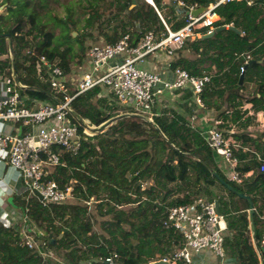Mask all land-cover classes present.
Masks as SVG:
<instances>
[{
    "label": "trees",
    "instance_id": "obj_1",
    "mask_svg": "<svg viewBox=\"0 0 264 264\" xmlns=\"http://www.w3.org/2000/svg\"><path fill=\"white\" fill-rule=\"evenodd\" d=\"M94 1L88 0L89 5L81 8L84 13L98 18L102 11ZM135 1L132 9V0L110 1L107 11L114 8L126 16L127 22L121 21L119 33L115 30L111 35L104 33V42L114 43L126 26L135 24L163 31L154 9L145 1ZM152 1L162 13L164 0ZM184 1L188 5L206 7L217 0ZM46 5V0H32L31 6L24 8V4L18 0H0V7L5 6L7 13L0 15V34H8L11 41L10 50L7 39L0 37V69H13L20 82L18 73L21 70L29 77V82L25 84L35 86L37 89L32 88L39 92L41 98L51 99L53 94L44 92L36 79L37 56H44L49 62L57 61L64 72H69L73 59L78 58L77 53H72L69 41L79 44L81 56L76 62L81 63L86 36L72 38L70 28L75 29L77 24L71 13L65 19H56L57 22L55 16L44 20ZM215 14L219 17L216 27L233 23L239 33L224 30L211 38L191 42L192 51L198 59H184L182 50H179L173 65L184 67L192 75H200L204 69L199 66L205 61L211 62L216 72L200 98L207 108L220 111L217 118L224 119L230 109L237 112L235 110L244 103H250L255 111H264V0H255L250 6L244 2H230L217 7ZM162 15L168 22L174 19L171 15ZM57 25L62 29L61 34L66 33L65 42L68 45L63 49L54 45ZM181 25L183 22H173L172 27L177 29ZM26 52H33L34 55L28 56ZM243 53L250 54L254 62L246 66L242 83H239V67L244 61V57L239 55ZM248 83L256 87L253 93L246 95ZM102 92L101 88H95L71 103L76 113V118L72 119L77 124L80 147L74 156L59 146L55 147L60 155V164L47 175L48 180H54L60 186L71 184L75 200L43 207L38 201L26 204L20 199L21 196L12 197L11 206L14 208L23 210L27 205L28 214L36 227V238L52 249L54 258L46 259L28 250L22 246L16 231L0 223V264H85L105 256L113 249L121 255V264H147L156 256L168 254L171 240L178 242V237L161 229L159 213L165 206L188 203L189 196L213 200L208 195V188H214L216 182L220 183L214 173L237 192L252 196L253 204L255 194L264 190L263 174L254 176L251 182L244 181L242 185L229 181L217 165L216 155L206 140L198 131L192 130L181 116L167 118L154 115L151 121L141 122L140 117L129 115L102 128L108 120L119 116L112 113L105 100L96 99ZM224 103H227V107L221 111ZM85 127L90 129L89 136L84 133ZM94 128L100 130L93 132ZM249 169L245 167L241 172ZM142 179L151 181V185L143 190L140 187ZM178 179L185 187L186 194L166 201L169 195L182 192V189L175 191L164 182ZM155 189L165 191L164 195L156 196ZM225 190L228 192L227 199L223 197V202L218 199L219 211L226 220L228 230L233 233L225 236L226 257L232 264H260L259 255L264 261V252L260 247L264 220L254 213L253 240L247 201ZM156 198H160L163 204L151 207L157 208L156 211L149 210L150 201H157ZM235 198L240 205L243 204V208L236 206L233 202ZM90 199L94 202V213L86 205ZM141 205L144 207L141 208ZM108 216L111 219L101 222L108 225L109 231L105 229L102 234L96 233L92 229L93 223L98 217ZM123 223L128 225V230L122 227ZM59 251L64 254L60 256L57 254Z\"/></svg>",
    "mask_w": 264,
    "mask_h": 264
},
{
    "label": "built area",
    "instance_id": "obj_2",
    "mask_svg": "<svg viewBox=\"0 0 264 264\" xmlns=\"http://www.w3.org/2000/svg\"><path fill=\"white\" fill-rule=\"evenodd\" d=\"M143 1L159 17L164 28L162 32L154 27L143 28L140 24L126 26L114 43L89 45L81 63L69 72H64L57 61L49 62L46 57L37 56V79L61 93V96H51L53 104L39 105L37 99H31L21 92L34 88L18 81L13 69H0V161L17 172L23 184L22 194L28 192L34 195L37 192L42 199L34 196L43 207L67 203L76 198L71 184L60 186L56 181L48 180L49 172L46 168L60 164V155L55 147L63 148L71 156L79 150L77 124L71 116V103L77 97L101 88L112 92L116 103L134 108L135 113L144 121H151L157 115L154 111L157 99L166 92L189 91L193 103L204 108L200 96L205 86L211 83L214 73L203 71L200 75H192L184 67L173 65L176 53L186 42L202 39L218 28L215 23L219 17L215 9L220 5L244 2L250 6L255 2L217 0L208 4L204 12L192 16L191 11L199 7L197 4L188 5L184 0H164V5L173 9L174 19L168 22L152 0L150 3ZM212 16H217V19H212ZM173 22H183V25L173 29ZM223 26H233V23ZM26 54L34 55L33 52ZM239 56L244 57L239 75H244L251 56L248 53ZM150 61H161L162 64L149 69L145 65H149ZM67 90L70 94H66ZM126 116L129 115L119 117ZM196 119V115L191 116L192 128ZM84 133L89 136L90 129L84 128ZM200 135L214 151L216 163L224 176L231 182L241 184L245 173L239 170L240 160L233 154L236 143L225 138L215 126L208 125L200 129ZM259 172L264 173V161L259 165ZM140 187L144 189L142 185ZM6 199L0 203V223L16 231L22 246L28 250L42 256L45 252L48 254L46 243L34 234L27 205L23 210L10 209ZM189 199L186 204L165 206L159 213L161 229L178 237V242L171 240V251L156 256L148 263L212 264L214 260L216 264H232L226 257L224 247L227 223L217 211L214 200L202 196H189ZM24 200L27 204L28 200ZM16 212L18 217H15ZM260 247L264 250V235ZM85 264H121V255L113 249L105 256Z\"/></svg>",
    "mask_w": 264,
    "mask_h": 264
},
{
    "label": "rangeland",
    "instance_id": "obj_3",
    "mask_svg": "<svg viewBox=\"0 0 264 264\" xmlns=\"http://www.w3.org/2000/svg\"><path fill=\"white\" fill-rule=\"evenodd\" d=\"M14 1L16 2V0H14ZM18 1L21 4L22 3L24 4V8H28L32 4V0H18ZM110 1L111 0H95L94 1V3H96L98 6H100V9L102 11L101 13H99L98 18H97V17H92L91 13L90 14L87 12L84 13L83 9L81 8V7H85V6L89 5L88 0H46L47 5H46V9H44V11H47V12H44L45 14H43L42 18L44 20L48 21V19L54 18V16H55V21L57 22L56 19H65V17L71 13L70 14L71 17H73V20L76 21V24H77L75 29L70 28L72 38L76 39L78 37V35L79 36L85 35L86 37L84 38V48H85V51H87V48L89 47V45L106 43V42H104L105 40H104L103 34L105 33L107 35H111L114 30L119 33L121 31V28H120L121 21L127 22L126 16H124L122 13H118L114 8H112L111 11L110 10L107 11V9L109 8V5H110ZM91 2H93V0H91ZM68 10L70 12H67ZM171 10L172 9L170 7L165 6V8H163V10H162V14L172 16ZM168 13H170V14H168ZM6 14L7 13H6L5 6L0 7V15H6ZM88 20H89V22H87ZM51 22H52V20H51ZM61 30L62 29L59 25H57L54 29V33L56 35V37L54 39V45L59 46L60 49H63L68 45V43L65 42V35L64 34H66V33L63 32V34H61L62 33ZM34 32H36V29ZM191 42L192 41L186 42L181 49L182 51L181 50L180 51H181L182 57L184 59L194 61V60L198 59V56L192 51V48L190 46ZM69 44H70L69 47L71 48L72 53H74V54L77 53L78 58H79V56H81V54L79 52V48H80L79 44L73 40H70ZM15 50H16V48H15ZM83 56H82V58H83ZM77 59L76 58L73 59L74 60V62H73L74 64L72 63L73 66L76 65V67H77L80 64V63L76 62ZM152 64L155 65V67H156V66H160L162 63H161V61H155ZM199 67L201 69H204L205 72H209V73H213L214 71H216L210 61L203 62V64H201ZM24 76H25L24 73L22 74L21 70H20L18 73L19 80H21L22 83H28L29 77H27V76L24 77ZM161 76H162V74H161ZM36 79H37V77H36ZM37 81H38V84L44 88V90H43L44 92H47L48 94L51 93L53 95L56 94L58 96H61V93L58 92L57 90L50 88L48 85L40 82L38 79H37ZM32 87L35 88V86H32ZM73 88H74V86H73ZM35 89H37V88H35ZM38 93L39 92H37L35 90L23 92V94H26L31 99H37L39 101V103H38L39 105L42 103L43 104H53L54 103V101L50 98H45V99L41 98V96ZM66 94H70V91L67 90ZM245 94L247 95L246 92H245ZM98 97L105 100V105L110 106L109 108L112 109V113H118L119 116H121V115H135V116L140 117V115H137L135 113L134 108H132L131 106H124V105H120V104L116 103L114 100L115 96L113 95L112 92L109 93L107 91H103L101 93V96H97L96 99ZM93 101H95V100H93ZM38 104H35V105H38ZM141 122H145V121L142 120V118H141ZM54 168L55 167H48V168H46V170L49 173H51L54 170ZM164 183L166 184V186L174 188L175 191L177 189H182V192H179V193L173 192V194L168 196L166 201H172L176 198L182 197V195L186 194V192H187L186 190H184L185 187L181 183L180 179H178L174 182H164ZM141 185H142V187H144V189L148 188L151 185V181L148 179H142L140 181V186ZM155 190L157 191V192H155L156 196H159V197H162L165 193V191L160 190V189H155ZM208 190H209V191H207L208 195L213 200H218V199L223 200V197L225 198V200L227 199L228 192L225 190L223 185L218 183V182H216V185L214 186V188L209 187ZM24 198H26L28 200V202H31V203L34 201H38L34 195H31L28 192L21 195L20 199L23 202L25 201ZM204 198H206V197H204ZM156 199H157V201L155 199L151 200V201L149 200L150 201V203H149L150 205H148L149 210L150 209L152 211L155 210V207H153V208H151V207L156 206V205L158 206V205H160V203H162L160 201V198H156ZM17 202H18V199H17ZM93 204H94V202L91 199L89 200L88 204H86V205H88V207H89L88 210L91 211V213H94V210L96 211ZM142 206L143 205H141V208H142ZM123 209H126V208H123ZM18 215H19L18 212H16L15 217H18ZM104 219L105 220L111 219V216H108L106 218L98 217L96 222L93 221L94 223H93L92 229L96 233L102 234V233H104L105 229H106V231H109V229H107L108 225L102 224V222H101ZM122 227L126 230L129 229V227L126 223H123ZM32 228L34 231H36V229H35L36 227L34 226V224H33ZM63 230H65V229H63ZM48 249H49L48 254H46V252H45V254L43 256L46 259L51 260L54 258L55 255L53 254V251H52V249L49 248V246H48ZM57 254L62 256L64 254V252L59 251ZM212 262H213L212 264L217 263V261L215 262L214 260Z\"/></svg>",
    "mask_w": 264,
    "mask_h": 264
},
{
    "label": "crops",
    "instance_id": "obj_4",
    "mask_svg": "<svg viewBox=\"0 0 264 264\" xmlns=\"http://www.w3.org/2000/svg\"><path fill=\"white\" fill-rule=\"evenodd\" d=\"M152 63L150 61V64L145 66L153 69L155 65ZM75 67L76 65H71L70 70ZM255 87L253 83H248L245 87V92L247 94L253 93ZM226 107L227 103H224L221 111ZM154 111L157 115L167 116V118H171L172 115L181 116L192 130L199 133L200 129H204L208 125L218 127L224 135L228 136H226L227 139L234 141L237 145L233 150V154L240 160L241 166L239 170L241 171L245 167H250L249 171L243 172L245 176L239 185H242L244 181L251 182L256 175H264V173L259 172V165L264 161V111L261 109L255 111L250 103H244L235 110L237 112L230 109L224 119L222 117L217 118L220 113L219 110L210 109L206 106L199 108L193 103L189 91H174L162 94L157 99ZM193 115L197 116V119L193 122L194 128H192L191 123V116ZM22 192L23 184L18 178L17 172L4 161H0V203L4 198H7L6 205L12 209L14 207L11 206L12 203L8 202L9 198L21 196ZM250 198L251 200L253 199L252 196ZM254 200L255 204H253L252 200L254 213L261 219V217H264V190L260 194H255ZM233 202L239 208H243V204L240 205L237 198ZM261 220H264V218ZM230 233L231 235L233 234L227 228V235Z\"/></svg>",
    "mask_w": 264,
    "mask_h": 264
},
{
    "label": "water",
    "instance_id": "obj_5",
    "mask_svg": "<svg viewBox=\"0 0 264 264\" xmlns=\"http://www.w3.org/2000/svg\"><path fill=\"white\" fill-rule=\"evenodd\" d=\"M136 1L135 0H132V5L130 7V9H132L135 5ZM205 11V7L203 6H199L197 9H194L193 11H191V15L192 16H197L199 15L200 13L204 12ZM224 30H232L234 32H237L239 33V30H237L235 27L233 26H229V27H225V26H220L218 28H216L215 31L207 34V35H204L202 37V39H206V38H211L213 37L216 33L218 32H221V31H224ZM75 34V33H74ZM0 37H4L7 39L8 41V44H9V47H10V50H11V41H10V37L8 34H0ZM254 61H250L249 64H252ZM243 76L244 75H240L239 76V83H242V80H243ZM71 116L73 118H76V113L74 111L71 112ZM120 117L117 116V117H114L110 120H108L105 125L102 127H107L109 126L110 124H112L114 121L118 120ZM86 129H88L87 127H85ZM97 130H100V128H98ZM214 176L216 177V179L231 193L233 194H236L238 198H242V199H245L247 200L248 202V205H249V209H248V219H249V222H250V230H251V233H252V237H253V240H254V234H255V225H254V208H253V204H252V200L249 196L245 195V194H242V193H239L237 192L233 187H231L229 184H227L225 181L222 180V178L217 175L216 173H214ZM34 195L39 199L41 200V196L37 193V192H34ZM9 203H12V198H9L8 200ZM215 202V205H216V209L218 212L219 211V203H218V200H214ZM262 252H264V250L261 249ZM260 257V264H264V261L263 259L261 258V256L259 255ZM148 264H167V263H164L162 261H154V262H150Z\"/></svg>",
    "mask_w": 264,
    "mask_h": 264
},
{
    "label": "bare ground",
    "instance_id": "obj_6",
    "mask_svg": "<svg viewBox=\"0 0 264 264\" xmlns=\"http://www.w3.org/2000/svg\"><path fill=\"white\" fill-rule=\"evenodd\" d=\"M148 1V3H150L151 2V0H147ZM212 19H216V17L215 16H212L211 17Z\"/></svg>",
    "mask_w": 264,
    "mask_h": 264
}]
</instances>
